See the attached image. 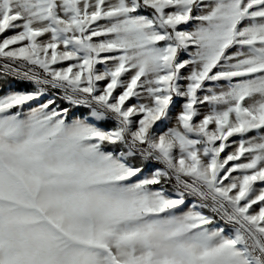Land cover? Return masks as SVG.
<instances>
[{
	"label": "snow or ice",
	"instance_id": "snow-or-ice-1",
	"mask_svg": "<svg viewBox=\"0 0 264 264\" xmlns=\"http://www.w3.org/2000/svg\"><path fill=\"white\" fill-rule=\"evenodd\" d=\"M0 264H264V0H0Z\"/></svg>",
	"mask_w": 264,
	"mask_h": 264
},
{
	"label": "rangeland",
	"instance_id": "rangeland-1",
	"mask_svg": "<svg viewBox=\"0 0 264 264\" xmlns=\"http://www.w3.org/2000/svg\"><path fill=\"white\" fill-rule=\"evenodd\" d=\"M21 87H23V86L21 85Z\"/></svg>",
	"mask_w": 264,
	"mask_h": 264
},
{
	"label": "trees",
	"instance_id": "trees-1",
	"mask_svg": "<svg viewBox=\"0 0 264 264\" xmlns=\"http://www.w3.org/2000/svg\"><path fill=\"white\" fill-rule=\"evenodd\" d=\"M18 87H21V86H18Z\"/></svg>",
	"mask_w": 264,
	"mask_h": 264
}]
</instances>
